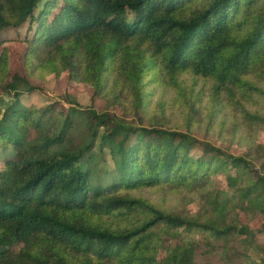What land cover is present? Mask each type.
Here are the masks:
<instances>
[{
    "label": "trees",
    "instance_id": "1",
    "mask_svg": "<svg viewBox=\"0 0 264 264\" xmlns=\"http://www.w3.org/2000/svg\"><path fill=\"white\" fill-rule=\"evenodd\" d=\"M64 75L148 124L29 104L32 77ZM4 93L0 264H196L197 235L209 249L234 235L260 249L252 237L264 229L240 227L212 182L264 212L251 160L264 143L233 155L192 132L205 118L230 137L264 127V0H0ZM161 188L198 194L204 208L178 209Z\"/></svg>",
    "mask_w": 264,
    "mask_h": 264
},
{
    "label": "rangeland",
    "instance_id": "2",
    "mask_svg": "<svg viewBox=\"0 0 264 264\" xmlns=\"http://www.w3.org/2000/svg\"><path fill=\"white\" fill-rule=\"evenodd\" d=\"M7 35L9 37L22 38L25 35V27H21V29H11L7 32ZM9 49L15 54H18L20 51L18 44H12ZM30 82L35 89L29 96L28 102L40 109L49 104H56L63 106L64 110H66L77 102L80 105L79 107L82 108L92 105L99 111L106 109L108 112L116 114L117 117L123 118L133 124L141 123L142 118L144 117V124H148L146 117L140 112L141 110L135 111L132 107L126 110L121 105L116 104L115 102L112 103L111 100L105 96H95L91 87H80L76 82H70L66 75L59 80L55 79L53 76H49L46 79L32 77ZM160 95V92L156 91L153 99H157ZM10 100V95L6 93L0 95V105H3L4 102H9ZM159 123L162 124V122ZM206 123L207 119L205 118L201 125V129L197 132H192V136L210 142L212 145L222 149L225 153L233 155L245 154L247 152V144L253 141V137H255L253 142L264 143V127L258 128L252 134H248L246 138L242 136L230 137L226 131L223 133L213 132L212 130L206 131ZM164 124L166 125L168 122H165ZM252 155H255V153ZM255 156L256 157L251 158V160L260 172L264 173V169H262L261 166L264 164V158L259 154H256ZM212 183V188L218 192V198L222 203L236 206V209L238 210L237 219L240 227L246 226L254 232L260 228L264 229V212H261L260 209L258 210L256 208L247 209L245 211L244 208L246 207V202L244 199H241L235 188L225 181H221V179L213 178ZM162 189L163 188L156 189L157 191L155 194L157 196L164 195L172 197L169 203L183 211L189 213L196 212L203 205V201H200L199 203V200H197L198 194H189L187 198H184L171 190ZM146 192L147 194H151L149 191ZM203 237V235H197L195 238L196 253L194 259L196 264H262V258H264L263 234L256 233L255 236L252 237L253 244L260 249L246 248L239 242L237 235L230 237L226 241L216 240L214 241L213 249H209V246L204 243Z\"/></svg>",
    "mask_w": 264,
    "mask_h": 264
}]
</instances>
